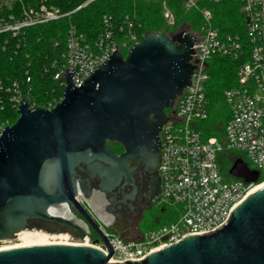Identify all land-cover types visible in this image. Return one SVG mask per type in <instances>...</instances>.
I'll list each match as a JSON object with an SVG mask.
<instances>
[{
  "label": "water",
  "instance_id": "95a60500",
  "mask_svg": "<svg viewBox=\"0 0 264 264\" xmlns=\"http://www.w3.org/2000/svg\"><path fill=\"white\" fill-rule=\"evenodd\" d=\"M194 42L193 33H147L126 57L116 47L80 87L73 81L75 70H66L64 97L54 108L31 110L28 99L21 101L18 120L0 136V241L14 239L36 219L85 238L76 221L50 215L52 206L66 203L86 219L99 237L95 242L101 239L109 254L84 245H36L0 251V264H111L112 245L84 206L90 178L102 171L94 160L109 163L104 171L114 175L130 161L146 164L158 174L155 196L161 194L160 132L166 111L191 85ZM108 142L126 151L118 156ZM228 175L259 181L258 171L242 159ZM112 264H264V186L214 232L186 237L142 261Z\"/></svg>",
  "mask_w": 264,
  "mask_h": 264
},
{
  "label": "built area",
  "instance_id": "2783aa9c",
  "mask_svg": "<svg viewBox=\"0 0 264 264\" xmlns=\"http://www.w3.org/2000/svg\"><path fill=\"white\" fill-rule=\"evenodd\" d=\"M21 11L14 12L13 5H0V36L21 40L27 29L58 22L72 13L99 0H86L73 11L64 13L60 8L41 3L38 6L25 5L21 0ZM137 1V0H134ZM159 3L165 26L175 27L178 22L176 10L170 0H145ZM181 9L198 13L201 23L195 32L192 62L195 70L191 85L180 95L172 111L167 113V122L160 132L161 138V194L156 203L177 208L178 217L169 224L153 229L140 237L124 240L117 233L102 231L114 250V263L142 261L150 253L174 245L184 238L214 232L229 219L236 208L258 185L247 183L242 178L223 174L219 159L223 153L237 152L251 171H258L259 179L264 177V0H239L244 16L246 43L240 35L224 34L214 23L213 12L201 5L206 0H174ZM219 3L222 0H207ZM8 9L9 12L5 11ZM103 31L94 41H89L71 25L59 56L47 66L44 73L51 75L63 88L61 98L53 97L41 106L31 98L32 78L25 72L21 82L6 76L0 79V136L6 126L13 125L12 110H19L21 101L28 99L29 107L54 108L64 97L67 86L66 70H75L73 78L77 87L92 73L94 67L102 65L113 52H129L138 43L139 34L134 19L127 15L123 24L117 26L112 16L102 20ZM173 31V30H172ZM120 35H124L122 39ZM9 40H6L5 45ZM6 47V46H5ZM4 47V49H5ZM54 47L60 49L61 42ZM214 56L230 57L236 61L244 58L237 70V84L224 92L225 102L230 110L224 135L206 137L201 132V123L209 118L207 85L210 81L208 61ZM18 118L20 116L17 112ZM90 241L91 234L84 228ZM79 238V237H78ZM81 239V238H80ZM99 239V237H98ZM93 244L106 256L109 250L100 239ZM110 260V261H111Z\"/></svg>",
  "mask_w": 264,
  "mask_h": 264
},
{
  "label": "trees",
  "instance_id": "16d2710c",
  "mask_svg": "<svg viewBox=\"0 0 264 264\" xmlns=\"http://www.w3.org/2000/svg\"><path fill=\"white\" fill-rule=\"evenodd\" d=\"M21 1L25 5L31 6H38L44 2L50 6L60 8L64 13H69L86 0ZM169 3L176 10L178 17L174 31H178L179 24L184 21L185 24L189 22L191 26L187 27L185 31L195 32L201 23V17L198 13L183 17L181 5H177L174 0H170ZM201 6H205L213 12L214 23L222 33L240 35L246 43L244 16L241 12L239 0H222L219 3L206 0L205 4ZM13 8L16 14L20 13L21 4L18 0L13 4ZM5 11L9 12L6 7ZM105 15L112 16L117 26L123 24L125 17L130 15L136 23L139 40L150 32L163 34L168 32V30L162 31L165 22L159 3H148L145 0H99L58 22L27 29L21 40L0 36V79L10 76V78L22 82L25 79V72L29 70L33 87L30 94L31 98L41 106H45L47 100L53 97L61 98L63 88L53 81L51 75L44 73V66L49 65L53 59L59 56L71 25L75 26L77 31L85 35L89 41H94L103 31L102 20ZM123 37L124 35L119 36L120 39ZM7 39L9 42L5 45ZM55 41L61 42L60 49L54 47ZM123 56L126 57L127 52H124ZM245 59L236 61L230 57L214 56L208 61L210 76L207 85L209 118L201 123L200 128L206 137H223L225 126L230 119V110L225 102L224 92L237 84V70L240 63ZM12 114V123L14 124L18 120V114L15 110H12ZM236 156L238 159L244 158L243 155ZM263 181L264 177L260 178L258 183Z\"/></svg>",
  "mask_w": 264,
  "mask_h": 264
},
{
  "label": "flooded vegetation",
  "instance_id": "af4514ba",
  "mask_svg": "<svg viewBox=\"0 0 264 264\" xmlns=\"http://www.w3.org/2000/svg\"><path fill=\"white\" fill-rule=\"evenodd\" d=\"M108 148L118 156L126 151L122 145L115 142H108ZM94 163L101 164L102 171L96 170L90 178L89 189H86L90 200H88V204L84 202V206L101 230L107 228V230L120 235L124 240L140 237L142 235L141 222L145 217V212L154 207L158 197L155 196L159 190L157 186L158 174L146 164L138 161H130L127 169H123L115 175L104 171L111 168L109 163L98 160H94ZM81 176L87 178L85 173H81ZM50 213L76 221L80 226L89 230L94 240L98 239V235L91 225L70 204L52 207ZM28 229L48 233L65 232L64 227H61L60 232H57L59 229L57 224L40 219L30 221Z\"/></svg>",
  "mask_w": 264,
  "mask_h": 264
},
{
  "label": "rangeland",
  "instance_id": "374dc122",
  "mask_svg": "<svg viewBox=\"0 0 264 264\" xmlns=\"http://www.w3.org/2000/svg\"><path fill=\"white\" fill-rule=\"evenodd\" d=\"M16 2V0H0V5H6L9 7L10 5H13ZM149 3V2H148ZM183 11V17L184 16H192V12H187L184 9ZM187 27H191L190 23L185 24L184 21L181 22L178 26V31H185ZM175 27H167L164 26V29L162 31L168 30L166 34H173ZM173 30V31H172ZM186 32H192L189 30H186ZM172 109H168L167 113L170 114ZM236 153V154H234ZM236 155H241L237 152H229L225 155L223 154L219 159V168L221 169L223 174L228 175V171L234 164V162L238 159ZM245 159V158H244ZM264 182V181H263ZM262 183V182H261ZM258 183V184H261ZM178 217L177 208L173 206H166L164 207L163 204L155 203L153 208L147 209L145 212V217L143 221L141 222V231L142 234H145L153 229L159 228L165 224H169L172 221H174ZM27 232H32V234H42L44 235L45 239H47L50 242H70V243H76V244H93L94 238H90V241L86 242L84 239H80L76 236H73L70 233H48V232H40V231H34L27 229L25 230ZM110 231V230H108ZM20 233V232H19ZM18 233V234H19ZM18 234L15 236L14 239L11 240H3L0 241V248L1 247H12L14 245L20 244L24 242L23 235L18 236ZM47 235V236H46ZM62 236V237H61ZM31 240H36V238H32Z\"/></svg>",
  "mask_w": 264,
  "mask_h": 264
},
{
  "label": "bare ground",
  "instance_id": "6f19581e",
  "mask_svg": "<svg viewBox=\"0 0 264 264\" xmlns=\"http://www.w3.org/2000/svg\"><path fill=\"white\" fill-rule=\"evenodd\" d=\"M264 186V182H262L261 184H258L251 192L250 194H252L254 191L260 189L261 187ZM249 194V195H250ZM89 203V202H88ZM66 204V203H64ZM63 205V204H62ZM61 205V206H62ZM68 205V204H67ZM55 207V206H52ZM51 207V208H52ZM60 207V206H58ZM50 208V209H51ZM50 213V210H49ZM51 215V213H50ZM85 228V227H84ZM38 232V231H37ZM23 235L24 238V242L14 245L12 247H1L0 251H4V250H9V249H14V248H22V247H28V246H36V245H53V244H62V245H84V246H88V247H93L95 249H97V247H95L92 244H76V243H70V242H50L47 239H45L44 235L42 234H32V232H27V231H22L18 234V236ZM47 236V235H46ZM62 237V236H61ZM32 238H36V240H31ZM110 263H114V260H111Z\"/></svg>",
  "mask_w": 264,
  "mask_h": 264
}]
</instances>
